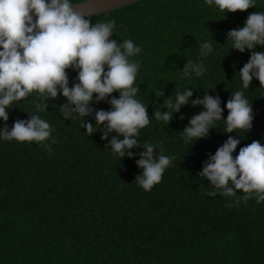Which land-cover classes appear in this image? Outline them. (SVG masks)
Listing matches in <instances>:
<instances>
[{
    "label": "trees",
    "instance_id": "trees-1",
    "mask_svg": "<svg viewBox=\"0 0 264 264\" xmlns=\"http://www.w3.org/2000/svg\"><path fill=\"white\" fill-rule=\"evenodd\" d=\"M254 5L225 13L205 0H140L86 16L93 24L115 21L111 39L132 40L141 49L130 60L140 64L136 99L147 105L150 124L137 139L162 143L163 154L175 159L161 182L145 191L135 182L143 171L136 161L145 149L133 148V158L121 159L101 139V130L89 136L81 125L86 120L95 126V112L65 120L62 95L49 99L47 110L37 107L38 93L14 102L0 129L38 115L54 131L44 143L0 138V264H264V202L236 203L240 191L234 197L209 196L215 189L198 175L229 135L240 140L234 157L253 141L264 145V87L255 78L243 87L239 71L251 52L232 49L227 41V33L243 27L250 13L264 11V0ZM203 42L213 48L206 56L200 55ZM187 61L202 63L204 74L184 77ZM77 75L68 69L70 87ZM176 88H189L193 96L166 125L153 113L167 111L161 105L168 96L175 99ZM159 90L163 97L156 96ZM236 91L252 104L251 130L225 133V121L219 120L206 138L186 142L182 130L204 110L191 100L205 92L219 96L226 119L225 105ZM110 99H94L90 107L111 110Z\"/></svg>",
    "mask_w": 264,
    "mask_h": 264
},
{
    "label": "clouds",
    "instance_id": "clouds-1",
    "mask_svg": "<svg viewBox=\"0 0 264 264\" xmlns=\"http://www.w3.org/2000/svg\"><path fill=\"white\" fill-rule=\"evenodd\" d=\"M209 6L215 5L221 12H245L255 7L254 0H205ZM35 17V20H34ZM115 21L93 24L86 15L77 10L71 0H0V120L7 122L14 102L23 100L33 93L42 99L41 110H47L49 99L55 100L62 95L67 103L60 106L65 120L73 114L88 117L95 112V126L85 120L81 127L91 136L101 130V139L108 141L112 152L121 159L127 155L134 157L133 148L143 147L136 164L143 171L135 182L145 191H150L160 183L174 156L163 154V145L143 142L137 139L140 130L150 124L147 105L136 99L138 87L134 86L140 68L137 61L130 60L141 53L132 40L118 43L111 39ZM232 49L251 54L239 74L243 87L248 89L253 78L264 87V52L255 51L256 46L264 47V11L250 13L243 27L230 30L227 41ZM200 55L206 56L213 51L211 42L200 44ZM68 69L77 70L78 75L69 86ZM205 72L202 63L187 61L182 69L184 77L191 73L202 76ZM165 98L162 108L153 113L157 121L168 125L174 112H180L188 105L193 91L186 88L175 90ZM119 93V98L113 96ZM159 90L157 97H163ZM111 110H94L90 104L105 101ZM191 105H202L204 110L193 115L182 132L186 142L204 139L216 121L224 120L225 133L236 130L250 131L253 126L252 104L245 98L243 91L232 93L225 107L228 111L223 118L219 96L213 97L205 92L203 98L191 100ZM183 119V116L180 117ZM49 123L38 115H29L27 120L14 121L11 129L5 123L0 129V138L17 142L44 143L51 138ZM116 133L109 140V135ZM122 137V138H121ZM51 143H56L55 139ZM240 140L229 135L214 155L204 162L201 178L210 181L215 190L209 196L234 197L237 191L243 193L245 203L255 198L256 203L264 202V145L259 141L241 147L236 151ZM51 151L50 145H45ZM160 149V155L155 150ZM231 206V205H229Z\"/></svg>",
    "mask_w": 264,
    "mask_h": 264
},
{
    "label": "water",
    "instance_id": "water-1",
    "mask_svg": "<svg viewBox=\"0 0 264 264\" xmlns=\"http://www.w3.org/2000/svg\"><path fill=\"white\" fill-rule=\"evenodd\" d=\"M140 0H84L77 3V10L86 16L107 13ZM35 20V17H34Z\"/></svg>",
    "mask_w": 264,
    "mask_h": 264
},
{
    "label": "rangeland",
    "instance_id": "rangeland-1",
    "mask_svg": "<svg viewBox=\"0 0 264 264\" xmlns=\"http://www.w3.org/2000/svg\"><path fill=\"white\" fill-rule=\"evenodd\" d=\"M84 1V0H83Z\"/></svg>",
    "mask_w": 264,
    "mask_h": 264
}]
</instances>
